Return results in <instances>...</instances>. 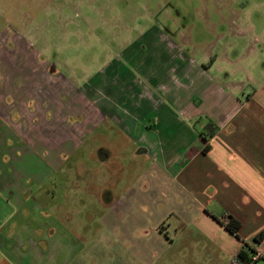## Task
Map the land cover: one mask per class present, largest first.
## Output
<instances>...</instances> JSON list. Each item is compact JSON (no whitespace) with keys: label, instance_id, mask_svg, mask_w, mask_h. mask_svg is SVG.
Returning a JSON list of instances; mask_svg holds the SVG:
<instances>
[{"label":"crops","instance_id":"crops-1","mask_svg":"<svg viewBox=\"0 0 264 264\" xmlns=\"http://www.w3.org/2000/svg\"><path fill=\"white\" fill-rule=\"evenodd\" d=\"M13 33L6 41L16 36L26 44L4 49L0 39V122L27 155L44 162L38 174L29 162L0 166V264H89L99 248L106 249L105 264H238L239 250L244 244L250 247L264 228V94L241 102L238 83L208 76L210 67L224 70L216 65L217 58L208 59V67L188 72L198 71L201 82L182 71L186 84L199 87L198 95L208 100L202 106L207 112L196 109L178 123L136 130L134 117L126 121L115 114L117 103L100 87L96 71L68 80L57 70V48L43 40L50 48L48 55L41 54L30 32ZM60 56L64 66L62 47ZM174 78L172 88L184 87ZM203 80L207 87L202 91ZM171 115L176 116L166 109L162 114ZM111 124L138 156L124 173L130 179L122 192L115 193L113 178L107 181V196L44 193L42 186L55 165L61 167L62 156L79 149L100 126L108 130ZM105 147L95 148L101 163L110 157ZM98 203L105 207L102 229L91 225L92 212L91 223L84 221ZM228 215L240 222L237 235L224 226ZM257 263L264 264V257Z\"/></svg>","mask_w":264,"mask_h":264},{"label":"rangeland","instance_id":"rangeland-1","mask_svg":"<svg viewBox=\"0 0 264 264\" xmlns=\"http://www.w3.org/2000/svg\"><path fill=\"white\" fill-rule=\"evenodd\" d=\"M16 31L25 35L30 32L41 54L48 55L46 47L50 48L42 44L43 40L53 50L57 48V70L68 80L91 76L96 71L100 87L111 93L112 103H117L115 114L126 121L134 117L136 130L178 123V118L184 119L186 112L195 113L196 109L207 112L208 108L202 106L208 100L198 95V86L186 84L188 79L182 71L189 76L190 69L203 70L215 58L216 65L224 70L219 73L210 67L208 76L238 83L241 102L254 94L257 98L264 94V0H0V39L4 49L25 47L26 41L16 36L6 41ZM224 53L233 61H226ZM36 64L41 62L36 60ZM198 71L189 78L201 82ZM2 73L4 79L7 72ZM174 76L184 87L172 88V83H177ZM203 81L202 91L207 87ZM159 99L171 106L165 108ZM165 109L176 116H162ZM203 118H208L207 114ZM197 121L194 125L198 127ZM105 128L100 126L79 149L62 156L63 164L59 168L55 165L42 186L44 193L49 190L51 196H107V181L113 178L118 184L115 193L122 192L130 179L124 173L138 156L130 153L132 145L116 132L117 127ZM6 132L0 122V166L2 162H29L36 174L42 172V157L27 155L14 135ZM99 145L106 146L110 154L102 163L95 153ZM91 208L86 209L84 221L91 223L92 212L95 217L91 225L102 229L106 224L101 219L105 207L98 203ZM93 251L96 257H91L89 264H105L106 249Z\"/></svg>","mask_w":264,"mask_h":264},{"label":"trees","instance_id":"trees-1","mask_svg":"<svg viewBox=\"0 0 264 264\" xmlns=\"http://www.w3.org/2000/svg\"><path fill=\"white\" fill-rule=\"evenodd\" d=\"M207 149L208 147L206 146L203 151L205 152L207 151ZM224 226L230 233H232L233 235H237L238 229L240 227V222L232 215H228L226 217V222ZM262 239H264V228L260 230L257 234H255L253 237L254 241H262ZM249 251L250 247L247 244H244V248L239 250V252L237 253L236 259L241 262H247L249 259Z\"/></svg>","mask_w":264,"mask_h":264},{"label":"built area","instance_id":"built-area-1","mask_svg":"<svg viewBox=\"0 0 264 264\" xmlns=\"http://www.w3.org/2000/svg\"><path fill=\"white\" fill-rule=\"evenodd\" d=\"M264 257V244L262 241L252 240L250 243L249 259L247 262L238 261V264H258L259 259Z\"/></svg>","mask_w":264,"mask_h":264}]
</instances>
